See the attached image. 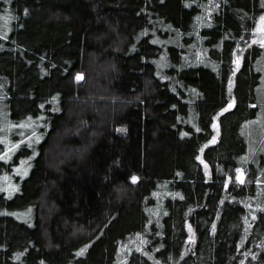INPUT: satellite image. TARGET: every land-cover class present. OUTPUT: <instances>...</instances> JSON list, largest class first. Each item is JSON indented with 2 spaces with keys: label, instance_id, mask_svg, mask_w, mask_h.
<instances>
[{
  "label": "trees",
  "instance_id": "1",
  "mask_svg": "<svg viewBox=\"0 0 264 264\" xmlns=\"http://www.w3.org/2000/svg\"><path fill=\"white\" fill-rule=\"evenodd\" d=\"M261 17L0 0V264H264Z\"/></svg>",
  "mask_w": 264,
  "mask_h": 264
},
{
  "label": "rangeland",
  "instance_id": "2",
  "mask_svg": "<svg viewBox=\"0 0 264 264\" xmlns=\"http://www.w3.org/2000/svg\"><path fill=\"white\" fill-rule=\"evenodd\" d=\"M256 34L258 35V39H260V43L264 44V20H260L257 28H256ZM238 179L240 181H243L244 176L242 174H240L238 176Z\"/></svg>",
  "mask_w": 264,
  "mask_h": 264
},
{
  "label": "snow or ice",
  "instance_id": "3",
  "mask_svg": "<svg viewBox=\"0 0 264 264\" xmlns=\"http://www.w3.org/2000/svg\"><path fill=\"white\" fill-rule=\"evenodd\" d=\"M261 19H262V20H264V17H261ZM225 111H226V109H225ZM133 179L135 180L136 178H135V177H133Z\"/></svg>",
  "mask_w": 264,
  "mask_h": 264
}]
</instances>
